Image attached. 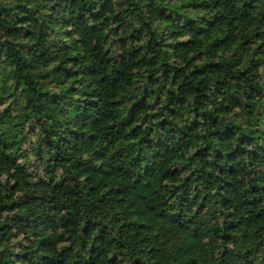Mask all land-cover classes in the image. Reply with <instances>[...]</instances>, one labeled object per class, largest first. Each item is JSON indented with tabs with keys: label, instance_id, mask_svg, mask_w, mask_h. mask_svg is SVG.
<instances>
[{
	"label": "trees",
	"instance_id": "obj_1",
	"mask_svg": "<svg viewBox=\"0 0 264 264\" xmlns=\"http://www.w3.org/2000/svg\"><path fill=\"white\" fill-rule=\"evenodd\" d=\"M0 264H264V0H0Z\"/></svg>",
	"mask_w": 264,
	"mask_h": 264
}]
</instances>
